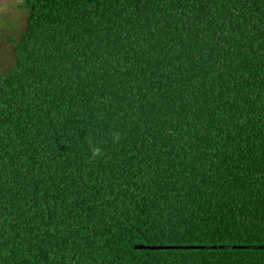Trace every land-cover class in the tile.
I'll return each mask as SVG.
<instances>
[{
    "label": "trees",
    "instance_id": "1",
    "mask_svg": "<svg viewBox=\"0 0 264 264\" xmlns=\"http://www.w3.org/2000/svg\"><path fill=\"white\" fill-rule=\"evenodd\" d=\"M22 6L0 264H264V0Z\"/></svg>",
    "mask_w": 264,
    "mask_h": 264
},
{
    "label": "rangeland",
    "instance_id": "2",
    "mask_svg": "<svg viewBox=\"0 0 264 264\" xmlns=\"http://www.w3.org/2000/svg\"><path fill=\"white\" fill-rule=\"evenodd\" d=\"M26 11L22 0H0V72L12 62L11 39H17L24 28Z\"/></svg>",
    "mask_w": 264,
    "mask_h": 264
},
{
    "label": "water",
    "instance_id": "3",
    "mask_svg": "<svg viewBox=\"0 0 264 264\" xmlns=\"http://www.w3.org/2000/svg\"><path fill=\"white\" fill-rule=\"evenodd\" d=\"M135 250H166V249H195V248H201V249H225V248H237V249H256V250H264V245L261 246H238V247H223V246H212V247H194V246H178V247H153V246H142V245H135L133 247Z\"/></svg>",
    "mask_w": 264,
    "mask_h": 264
},
{
    "label": "clouds",
    "instance_id": "4",
    "mask_svg": "<svg viewBox=\"0 0 264 264\" xmlns=\"http://www.w3.org/2000/svg\"><path fill=\"white\" fill-rule=\"evenodd\" d=\"M113 139L115 142H118L120 139V134L118 132H114ZM89 147H90L91 155L93 158L100 156L102 154L101 148L99 146L92 144L91 141H89Z\"/></svg>",
    "mask_w": 264,
    "mask_h": 264
}]
</instances>
